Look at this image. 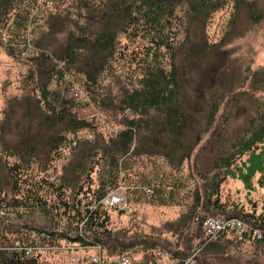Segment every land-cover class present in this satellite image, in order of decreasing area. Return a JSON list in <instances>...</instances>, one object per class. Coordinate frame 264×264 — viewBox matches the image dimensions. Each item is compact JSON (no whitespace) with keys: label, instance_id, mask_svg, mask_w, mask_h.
I'll list each match as a JSON object with an SVG mask.
<instances>
[{"label":"rangeland","instance_id":"obj_1","mask_svg":"<svg viewBox=\"0 0 264 264\" xmlns=\"http://www.w3.org/2000/svg\"><path fill=\"white\" fill-rule=\"evenodd\" d=\"M112 1L18 0L16 5L22 10L26 4L31 6L37 21L30 36L36 38L42 31L43 47L59 58L71 34L89 30V35H94L102 29L105 17H116L110 9ZM226 1V5L214 12L204 26L193 22L176 27L175 64L179 67L182 102L188 107L191 125L183 141L194 145L197 135L201 137L190 156L182 160L184 149L170 150V136L159 129L162 118L153 113L137 134H161L167 146L161 145L156 152L123 158L119 170L102 161L94 167L91 175L96 188L102 178L108 179L112 173L118 175L114 185L108 184L110 193L106 196L117 197L118 204L113 205L106 198L102 203V209L109 214L108 226L113 233L158 243L148 251L142 246L128 251L133 264H154V261L155 264H173V252L189 254L192 251L190 244L194 247L200 240L198 217L215 215L212 217L225 218L237 209L264 214L262 160H259L260 169L253 174L247 167L238 169L233 164L235 175L227 176L218 194L213 195V200L218 196L225 214L215 211L210 204L206 207L211 189L208 186L212 176L219 172L220 158L236 154L243 145L255 140L264 115V0ZM177 15L180 18L185 16V9L179 8ZM16 18L14 13L8 24L13 25ZM177 21L175 19L173 23ZM122 23L124 25V20ZM133 27L127 30L130 32ZM129 32H119L118 53L108 58L107 71L103 72L102 86L98 88L100 98L87 90L86 71L91 69L89 57L82 58L70 71L65 70L63 78L58 76L48 83L44 95L40 86L45 83L47 73L44 75L37 68L38 53L24 50L23 46L13 48L3 37L0 43V147L5 145L16 151H25V147L33 142L37 155L44 160L42 167L50 166L43 172L40 164L34 163L31 167L33 173H46L52 181L65 182L68 193L70 188L87 180L92 157L87 151L99 146L102 139L109 140L113 133L124 127L121 120L126 114L118 108L124 94L123 87H138L144 73L142 61L151 57L148 50L153 46L151 37L142 31L136 37ZM194 41L207 45L196 46L188 53ZM56 63L59 67L64 65L62 61ZM54 92L59 93V99L55 98ZM48 101L58 109L76 112L80 118L92 121L96 125L95 132L80 134L89 140L82 141L77 147V140H74L73 147L66 145L60 154H50V135L63 130L65 124L60 122L55 130H49L52 123L47 118L49 114L44 115L49 109ZM212 108H217L214 119L208 117ZM127 113L132 116L130 111ZM257 150H264V138ZM248 156L249 151L241 157L237 153L235 162L241 165ZM15 157L18 158L14 156L11 160ZM5 159L0 156L3 179L7 170ZM1 183L7 187L4 181ZM159 187L174 197L172 204L153 201ZM199 198L200 204L194 214L192 206ZM19 210L21 212L11 215L14 222L51 225L49 217L39 212ZM59 218L61 227H66L67 217L61 215ZM8 223L0 218V231L5 230ZM245 226L247 233L243 232V238L235 231L227 232L221 246H212L208 251L205 248L198 253L197 264H264V237L259 230H247L246 223ZM66 243L63 241L57 248H41L27 264H70L75 255L84 259L85 255L96 253L85 249L76 252L65 248ZM147 252L152 253L155 260L147 258ZM101 253L106 255L103 250ZM81 264H85L84 261Z\"/></svg>","mask_w":264,"mask_h":264},{"label":"trees","instance_id":"obj_2","mask_svg":"<svg viewBox=\"0 0 264 264\" xmlns=\"http://www.w3.org/2000/svg\"><path fill=\"white\" fill-rule=\"evenodd\" d=\"M21 1L24 2V0ZM17 2L18 0H0V43H2V38L5 37L13 48H15L14 46H23L22 49L24 50L38 53L36 57L37 68L41 70L42 74L47 73L45 83L40 86L44 95L47 93L48 83L58 76L63 78L65 70L70 71L75 64L77 65L82 58L87 56L90 59L91 66V69L86 71L87 90L94 92L97 98H100L101 91L98 88L99 85L102 86V75L103 72L107 71L108 58L110 59L118 53L119 32H129L127 29L132 25L134 27L128 34L136 37L141 35L140 31L146 32L151 37L153 46L148 47L151 57L147 61H142L141 66L144 73L138 82V87L132 89L123 87L124 94L120 98L118 108L126 114L121 120L124 127L113 133L109 140L102 139L99 146H93L87 151L88 155L92 156L87 180H83L81 184L70 188V193H68L69 188L65 182L52 181L46 173H33L31 167L34 163H39L43 172L48 171L50 168L49 165L48 167H42L44 160L37 155L36 146L33 142L25 147V151H16L5 145L0 147V156L6 158L7 169L5 170L4 179L0 175V180L4 181L7 186L4 187L0 181V218L9 222L8 225L4 226L5 230L0 231V264H27L41 248H57L63 241L73 242L77 249L88 250L100 246L105 251L107 259L120 256L131 258L128 251L137 246H142L146 251L156 247L158 245L156 241L138 240L137 238H128L125 235L113 233L108 226L109 214L102 209V203L110 193L108 184L114 185L118 175L112 173L110 178H102L97 188L93 187L91 175L94 167L100 165L102 161H106L110 166L119 170L120 165L123 164V158H130L135 154L156 152V150H160L161 145L167 146L164 144L161 134H152L151 136L137 134L144 123L150 121L149 118L153 113L162 118L159 129L170 136V150L184 149L185 153L182 160L190 156L194 145L201 140V137L197 135L194 145L191 142L185 144L183 141L185 132L191 125L187 113L188 107L182 102L179 67L175 64L178 35L176 27L179 25L185 27L193 22H199L204 26L209 17L223 8L227 1L113 0L110 9L116 17L112 18L111 15L105 17L102 29L94 35H89V30L88 32L79 30L78 34H71L62 56L59 58L55 57L49 49L43 47L45 39L42 31L36 38L34 35L33 37L30 36L34 33V23H36L37 18L32 15L33 11L31 10L33 9L29 4L24 5L25 9L22 10L17 8ZM97 4L98 2H96ZM179 8L185 9L186 19L185 16L180 18L177 15ZM14 13H16L17 18L12 21L13 25L8 24ZM175 19L178 20L176 24L173 23ZM30 27H32V30L28 31ZM204 45H207V43L199 44L194 41L190 44L188 53L196 46L205 47ZM9 53L12 54L10 48ZM56 61L64 62V65L59 67ZM51 95H53L52 91ZM59 96V93L56 92L55 98L59 99ZM102 101L105 105L104 98H102ZM48 105L49 109L46 113L44 112V115L49 114L47 118L52 123L49 130H55L60 122L65 124L63 130H58L50 135V142L48 143L50 154H60L64 146H72L74 140H77L75 142L77 147L82 141L89 140L81 137V133L95 132L96 125L92 121L80 118L76 112L64 111L63 108L58 109L50 101H48ZM129 111L132 116L127 113ZM216 111L217 108H212L208 117L214 119ZM71 135H73V139H71ZM263 138L264 115L256 139L248 145H243L244 147L237 152L241 157L249 151L248 158L242 161L241 165L235 162L237 153H231L220 158L222 161L219 165V172L212 176V181L208 186L211 189L206 198V207L210 204L215 211L226 213L225 209L221 210L223 205L220 203L218 196L213 200V195L218 194L220 185L227 176L235 175L233 164L238 169L247 167L252 174L260 169L259 160H262L264 164V150H257V146ZM170 150L167 151L168 158ZM14 156L18 158L15 157L14 160H11V157ZM93 157L95 158L94 162ZM154 200L167 205L174 202V197L168 196L159 187L155 191ZM199 204L200 198L192 206L194 214ZM21 208L39 212L49 217L51 225L44 226L22 221L14 222L15 219L11 215L17 213V211L21 212L19 210ZM3 214L8 217L3 216ZM61 215L67 217L66 227L63 228L59 218ZM212 216L204 215L201 218L197 216L201 230L198 235L200 237L198 244L194 247H191L190 244L192 251L189 254L185 251L173 252V261L176 259L183 260L195 253H197L196 257L198 258V253L205 248L208 251L212 246L222 245L227 232L221 234L218 240L207 242L203 221L205 218ZM225 216V218L242 220L248 225L247 230L248 228L257 229L264 237L263 213L257 214L255 211L247 212L244 209H237L232 214ZM180 220H182V217ZM152 255V253H148L146 257L155 260ZM83 258L87 261V255Z\"/></svg>","mask_w":264,"mask_h":264},{"label":"built area","instance_id":"obj_3","mask_svg":"<svg viewBox=\"0 0 264 264\" xmlns=\"http://www.w3.org/2000/svg\"><path fill=\"white\" fill-rule=\"evenodd\" d=\"M106 200H109L108 202L113 205L118 204V199L115 196H108ZM203 225L207 242L216 241L219 239L221 234L231 231H235L239 234L240 238H243V232L246 230L245 223L237 218L207 217L204 219ZM65 248L72 249L76 252L79 251V249H83H77V246L73 242L69 241L66 243ZM87 251H96V253L87 255V261L82 259L79 255H75L71 258L70 264H81L83 261L85 264H132V259L128 256L107 259L105 255L101 253L102 249L100 246L88 249ZM196 255L197 253L186 257L183 260L176 259L173 264H197Z\"/></svg>","mask_w":264,"mask_h":264}]
</instances>
